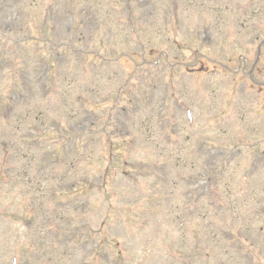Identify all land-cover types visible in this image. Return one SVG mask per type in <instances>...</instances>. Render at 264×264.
<instances>
[{"label": "rangeland", "instance_id": "rangeland-1", "mask_svg": "<svg viewBox=\"0 0 264 264\" xmlns=\"http://www.w3.org/2000/svg\"><path fill=\"white\" fill-rule=\"evenodd\" d=\"M169 1L0 0V264H264V0Z\"/></svg>", "mask_w": 264, "mask_h": 264}]
</instances>
